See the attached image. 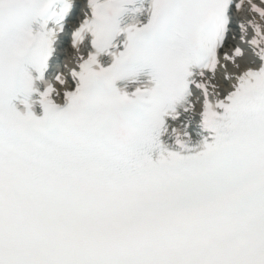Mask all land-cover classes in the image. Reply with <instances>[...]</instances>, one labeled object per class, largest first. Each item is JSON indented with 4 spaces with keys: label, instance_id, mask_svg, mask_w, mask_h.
<instances>
[{
    "label": "snow or ice",
    "instance_id": "1",
    "mask_svg": "<svg viewBox=\"0 0 264 264\" xmlns=\"http://www.w3.org/2000/svg\"><path fill=\"white\" fill-rule=\"evenodd\" d=\"M0 264H264V0H0Z\"/></svg>",
    "mask_w": 264,
    "mask_h": 264
}]
</instances>
